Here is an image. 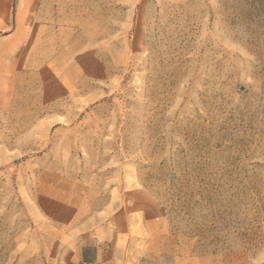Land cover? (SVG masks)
Wrapping results in <instances>:
<instances>
[{
  "label": "rangeland",
  "instance_id": "rangeland-1",
  "mask_svg": "<svg viewBox=\"0 0 264 264\" xmlns=\"http://www.w3.org/2000/svg\"><path fill=\"white\" fill-rule=\"evenodd\" d=\"M264 264V0H0V264Z\"/></svg>",
  "mask_w": 264,
  "mask_h": 264
},
{
  "label": "built area",
  "instance_id": "built-area-1",
  "mask_svg": "<svg viewBox=\"0 0 264 264\" xmlns=\"http://www.w3.org/2000/svg\"><path fill=\"white\" fill-rule=\"evenodd\" d=\"M86 264V263H85ZM89 264V263H88Z\"/></svg>",
  "mask_w": 264,
  "mask_h": 264
}]
</instances>
